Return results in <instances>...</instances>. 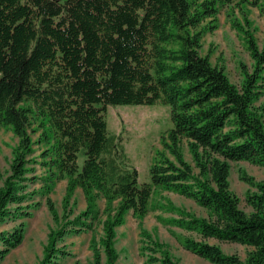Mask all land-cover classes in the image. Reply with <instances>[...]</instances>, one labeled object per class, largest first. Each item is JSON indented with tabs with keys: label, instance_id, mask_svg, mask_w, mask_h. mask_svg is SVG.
I'll return each mask as SVG.
<instances>
[{
	"label": "trees",
	"instance_id": "obj_1",
	"mask_svg": "<svg viewBox=\"0 0 264 264\" xmlns=\"http://www.w3.org/2000/svg\"><path fill=\"white\" fill-rule=\"evenodd\" d=\"M233 3L244 14L248 6L264 10V0H0V129L18 138L0 188V226L30 218L39 205L33 202L37 192L28 190L37 179L28 177L35 171L33 119L49 145L42 154L48 172L43 195L54 221L60 217L49 195L56 181H68L65 211L77 188L87 201L85 211L70 219L69 210L66 222L50 231L42 264L71 256L57 242L94 231L96 221L102 236L91 240L92 264H117L116 229L130 212L143 219L159 192L178 194L207 212L205 218L172 203L155 207L174 215L161 223L190 234L174 233L185 250L211 264H264V181L241 175L253 189L245 198L250 213L239 208L229 181L232 163L264 168V106L255 105L264 96V47L234 21L253 62L251 70L242 65L240 85L200 52L220 9ZM119 105L169 109L171 127L147 181H140L121 137L108 128L107 108ZM100 198L105 219L97 210ZM24 232L20 224L0 233V261L22 244ZM140 238L147 264H178L145 229ZM210 239L249 250L242 260Z\"/></svg>",
	"mask_w": 264,
	"mask_h": 264
},
{
	"label": "rangeland",
	"instance_id": "obj_2",
	"mask_svg": "<svg viewBox=\"0 0 264 264\" xmlns=\"http://www.w3.org/2000/svg\"><path fill=\"white\" fill-rule=\"evenodd\" d=\"M245 15L246 21L244 19ZM234 21H238L243 28L250 29L258 46L260 48L264 47V10L261 7L248 6L244 14L238 5L233 3L231 6L220 9L213 22L215 29L203 36L200 52L203 56L209 57L212 64L223 65L230 81L240 85L243 78L242 65L251 70L253 62L244 35L234 26ZM208 22L206 21L204 25ZM211 23L209 22V24ZM248 23H250V26ZM255 105L257 107L264 106V96ZM262 119L264 123V114ZM107 122L110 132L121 137L130 164L139 171L140 181H147L150 165L156 154L163 150L161 137L171 127L169 109L162 105L109 106L107 108ZM29 133L34 148V153L31 156L34 162L31 163L30 167H34L35 171L31 172L28 177H36L37 179L28 184V190L37 192L33 202H38L39 205L30 210L32 213L30 218H10L0 226L1 233L3 231L11 232L20 224L25 225L22 244L1 260L0 264H42L45 257V248L49 242L50 231L59 229L66 222L63 217L68 214L69 210L73 213L70 215V219H73L87 208L86 198L82 190L77 188L67 211H65L63 201L68 181L67 179L58 180L54 183L52 192L49 195L60 217L58 223L54 221L46 204V196L43 195V184L48 172L42 165V154L49 148V145L43 140L39 122L35 119L32 120ZM17 144L18 138L10 128L0 129V188L10 175L13 149ZM183 152L185 159L191 162L186 147L183 148ZM82 160L83 157L80 156V163H82ZM243 172L256 182H262L264 181V168L248 162L231 164L230 189L238 198L239 208L246 213H250L252 208L247 204L245 198L247 192L253 191V189H250L241 179ZM169 203L199 217L207 218V212L192 200L171 192L157 193L153 198V209L143 219L134 217L130 212L125 218V223L116 229L117 264H147V258L141 252V229H145L153 239L165 245V249L170 252L178 264H211L185 250L174 237V233L190 234L177 228H169L159 221L160 218L168 219L174 216L166 211L155 209L157 205L168 206ZM113 205L115 207L117 203L114 202ZM105 206L106 201L100 198L97 201V210L101 219L106 218V215H103ZM11 208L14 209L13 206ZM191 235L193 236V234ZM101 236L102 226L98 221L95 223L94 231L68 234L63 240L57 242V247L65 249L71 256L67 259L60 258L58 264H92L93 251L90 248V243L93 237L98 241ZM208 242L219 245L226 254H235L242 260L249 250L243 245L219 242L215 239H210ZM102 260L105 261L103 254Z\"/></svg>",
	"mask_w": 264,
	"mask_h": 264
},
{
	"label": "crops",
	"instance_id": "obj_3",
	"mask_svg": "<svg viewBox=\"0 0 264 264\" xmlns=\"http://www.w3.org/2000/svg\"><path fill=\"white\" fill-rule=\"evenodd\" d=\"M70 257V256H69ZM69 257H67V258H69ZM67 258H63V259H67Z\"/></svg>",
	"mask_w": 264,
	"mask_h": 264
}]
</instances>
